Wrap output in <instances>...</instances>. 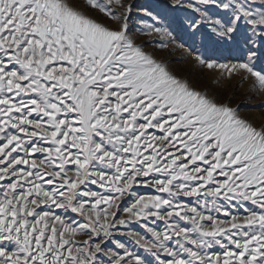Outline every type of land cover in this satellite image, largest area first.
<instances>
[{"label":"snow or ice","instance_id":"obj_1","mask_svg":"<svg viewBox=\"0 0 264 264\" xmlns=\"http://www.w3.org/2000/svg\"><path fill=\"white\" fill-rule=\"evenodd\" d=\"M87 6L112 23L81 0H0V181H10L0 184V264H151L105 241L118 226L152 217L163 231L145 223L150 240L128 235L159 264H264V122L233 104L234 93L197 88L130 33L137 15L150 32L172 37L157 25L184 14L191 37L203 33L205 44L246 53L219 63L189 49L203 67L251 79L262 97L254 107L264 109V70L255 66L264 62V0ZM87 183L109 194L82 189ZM134 184L167 197L139 195L118 218L117 202ZM201 193L213 198L203 211L179 200ZM220 197L258 210L234 215ZM209 204L230 219L206 214ZM51 206L87 222H69Z\"/></svg>","mask_w":264,"mask_h":264},{"label":"rangeland","instance_id":"obj_2","mask_svg":"<svg viewBox=\"0 0 264 264\" xmlns=\"http://www.w3.org/2000/svg\"><path fill=\"white\" fill-rule=\"evenodd\" d=\"M137 5H143L148 3H153L154 0H133ZM81 4L84 6L85 11H92L98 19L104 20L105 23H112V21L106 19L102 13L99 11H93L88 8L87 0H81ZM114 7L115 11H119ZM135 13L136 10L134 9ZM147 19V18H146ZM149 23H154L149 19ZM158 27H168L169 31L172 32V37H166L158 35L154 32H150L147 28H144L143 25L139 22V16L134 15L132 20H130V33L134 35L138 43L142 42L143 46L147 51H149L156 59L161 60L172 68L178 75L182 78L189 80L194 86L201 90H207L210 93L218 92L221 98L226 97L229 93H234L232 99L233 104L238 101L241 103V111L246 113L252 118L257 125L261 122H264V109L254 107L259 104L261 100V95L259 90L252 91L250 90V85L252 83L251 79L241 81V76L243 73L235 74L231 76L228 73L224 72L221 69H208L198 64L194 59V55L190 54L189 49L192 50L195 54L203 55L206 59L211 58L217 60L219 63H235L242 57L246 58V53H242L239 50L229 51L224 48H220L217 45L208 42L205 44L203 39V33H197L196 37L193 38L189 35V32L186 31V17L184 14H179L178 19H164L162 22L157 25ZM206 30V29H205ZM180 45H183L181 47ZM257 70H264V62H255ZM251 95V99L245 97ZM35 116V114H33ZM156 134L159 135L160 132L155 130ZM3 141L0 140V143ZM22 154V153H21ZM15 155V154H14ZM33 159H41L42 154L37 153L33 154ZM27 167V166H24ZM45 181L48 178H45ZM10 182L7 178L3 181H0V184H6ZM47 188L53 187V185H45ZM82 189L91 188L93 191L98 193L108 195L109 191L107 188L101 189L99 185H93L87 183L86 185L81 186ZM139 195H164L167 197L166 193H159L156 189L148 187L142 184H134L130 189L129 193H126L117 203L120 205V211L117 213V217H126L127 213L123 212V208L128 207L134 199ZM213 198L206 196L205 193H201L196 197H185L181 196L179 198L183 203L196 205L198 202L201 205L200 210H204L202 205L205 200L211 201ZM218 203L223 204L229 212L234 215H246L247 212L245 209L258 210L257 205H253L250 201L244 202V208H241L236 201H232V204H227L222 197L218 198ZM232 205H235L233 207ZM101 207H104L101 205ZM43 210H49L45 206H41ZM51 210L58 215H61L69 222L74 224H84L86 223V218L81 216L79 213H74L70 209H57L55 206H51ZM206 214H211L217 219L224 221L230 219L229 216H226L223 211L216 212L212 209V205H208V212ZM178 219V218H177ZM155 220V224L152 221ZM147 223L149 227H155L157 231H163L165 224L161 220H156L154 217L149 218L147 221L141 218L140 221L135 219L131 220L127 225L118 226L116 229H113V235L111 238L105 241V245L108 248H113L114 250L123 251V249H118L116 241L123 243L125 247L131 251L139 254L142 258H145L151 262V264H159L155 257L151 253L147 252L143 247L138 245L135 242L133 236L128 235L129 232L139 233L141 236H144L145 239H151V233L147 232V229L143 225ZM182 225L186 222L180 221ZM191 227V225H187ZM86 236H78L77 239H84ZM173 242H170V244ZM213 251H220L219 246H214ZM101 259H106V257L100 256ZM169 257L166 254L161 253L160 259L164 260Z\"/></svg>","mask_w":264,"mask_h":264},{"label":"bare ground","instance_id":"obj_3","mask_svg":"<svg viewBox=\"0 0 264 264\" xmlns=\"http://www.w3.org/2000/svg\"><path fill=\"white\" fill-rule=\"evenodd\" d=\"M37 154V153H36ZM34 156V155H33ZM45 178H48L47 176H45Z\"/></svg>","mask_w":264,"mask_h":264}]
</instances>
